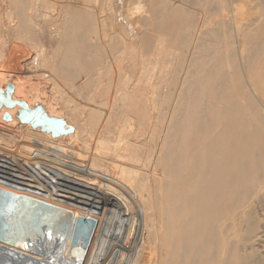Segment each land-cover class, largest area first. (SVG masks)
Listing matches in <instances>:
<instances>
[{
  "label": "bare ground",
  "instance_id": "obj_1",
  "mask_svg": "<svg viewBox=\"0 0 264 264\" xmlns=\"http://www.w3.org/2000/svg\"><path fill=\"white\" fill-rule=\"evenodd\" d=\"M132 2L0 0V190L97 220L84 264H233L225 221L264 172V0H155L145 26Z\"/></svg>",
  "mask_w": 264,
  "mask_h": 264
},
{
  "label": "water",
  "instance_id": "obj_2",
  "mask_svg": "<svg viewBox=\"0 0 264 264\" xmlns=\"http://www.w3.org/2000/svg\"><path fill=\"white\" fill-rule=\"evenodd\" d=\"M97 224L39 199L0 190V243L12 248L0 245V264H84Z\"/></svg>",
  "mask_w": 264,
  "mask_h": 264
},
{
  "label": "rangeland",
  "instance_id": "obj_3",
  "mask_svg": "<svg viewBox=\"0 0 264 264\" xmlns=\"http://www.w3.org/2000/svg\"><path fill=\"white\" fill-rule=\"evenodd\" d=\"M154 1L135 0L134 2L133 0L134 8L131 7L133 2L129 5L130 10L134 9L130 13L132 15L135 14V19L141 24L143 23V26L148 25L151 20L153 21L152 17L149 16L148 10L150 7H152V2ZM178 1L180 3V0H171V2H169V6H167V9H169L171 6L179 5ZM246 3L247 2L242 1L238 4L239 6L237 5L238 10L241 8L240 12L238 13L240 17H244V19L246 13L249 10V7ZM139 8L145 10H141L139 13H137L138 10H140ZM161 8L162 7H160V9ZM160 9L158 8L159 11ZM243 9L244 11L242 12ZM209 16L213 15L209 14ZM141 19H144V21ZM162 38L164 41L166 40L165 37ZM162 38L161 42H163ZM255 60H260V57H255ZM261 64H264V59ZM262 76L264 79V73L260 75V77ZM261 91L263 93L262 98L264 99V88H262ZM72 94V90L69 87H66L61 92V97L64 96L66 99H68L72 96ZM134 172L135 177H141L142 172L139 169L131 170L127 174L133 173L131 174V177L135 178ZM238 205L239 209H232L229 213V217L225 221V236L226 243L228 245L227 258L231 259L233 264H264V172L251 187L249 193H244L241 196L240 202L238 201ZM233 211H235V214H233ZM90 259H92V255Z\"/></svg>",
  "mask_w": 264,
  "mask_h": 264
}]
</instances>
